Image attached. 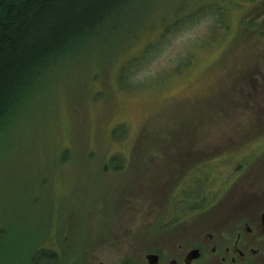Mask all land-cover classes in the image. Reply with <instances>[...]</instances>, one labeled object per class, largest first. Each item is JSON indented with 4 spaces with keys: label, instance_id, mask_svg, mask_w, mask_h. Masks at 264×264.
Returning a JSON list of instances; mask_svg holds the SVG:
<instances>
[{
    "label": "rangeland",
    "instance_id": "rangeland-1",
    "mask_svg": "<svg viewBox=\"0 0 264 264\" xmlns=\"http://www.w3.org/2000/svg\"><path fill=\"white\" fill-rule=\"evenodd\" d=\"M116 30L48 67L3 136L0 264H183L197 243L193 264H229L200 237L264 191V0H142Z\"/></svg>",
    "mask_w": 264,
    "mask_h": 264
},
{
    "label": "trees",
    "instance_id": "trees-1",
    "mask_svg": "<svg viewBox=\"0 0 264 264\" xmlns=\"http://www.w3.org/2000/svg\"><path fill=\"white\" fill-rule=\"evenodd\" d=\"M141 2L0 0V143L21 112L24 96L29 97L44 71L102 44L117 33L121 20ZM179 19H168L161 35H166L168 27L178 24Z\"/></svg>",
    "mask_w": 264,
    "mask_h": 264
},
{
    "label": "flooded vegetation",
    "instance_id": "flooded-vegetation-1",
    "mask_svg": "<svg viewBox=\"0 0 264 264\" xmlns=\"http://www.w3.org/2000/svg\"><path fill=\"white\" fill-rule=\"evenodd\" d=\"M233 169L235 173L242 171L240 163H234ZM241 170V171H240ZM248 193V192H247ZM248 196H243L239 206L242 207L233 214L234 219L230 220L225 228L226 231H220L219 234L207 233V236H201L200 240L218 241L224 244V250H232L233 254L229 256H221L220 260L226 261L229 264H256L259 259L264 260V191L261 197H257L255 191L250 192ZM255 193V194H254ZM254 195L255 200L251 197ZM254 201V202H252ZM246 204V206H245ZM194 247L187 249L182 254L183 264H193L194 260L200 257L201 245L195 244ZM192 249H197L198 256L189 258L188 254ZM215 249V246L212 247ZM158 255L159 264V253ZM170 264H176L174 259H170Z\"/></svg>",
    "mask_w": 264,
    "mask_h": 264
},
{
    "label": "clouds",
    "instance_id": "clouds-1",
    "mask_svg": "<svg viewBox=\"0 0 264 264\" xmlns=\"http://www.w3.org/2000/svg\"><path fill=\"white\" fill-rule=\"evenodd\" d=\"M212 21L210 17L201 19L198 22H193L191 25L186 26L179 33L174 34L170 39L172 41V47H175L178 43L187 44L190 41L195 40L198 36H203ZM160 66H163L162 64Z\"/></svg>",
    "mask_w": 264,
    "mask_h": 264
},
{
    "label": "water",
    "instance_id": "water-1",
    "mask_svg": "<svg viewBox=\"0 0 264 264\" xmlns=\"http://www.w3.org/2000/svg\"><path fill=\"white\" fill-rule=\"evenodd\" d=\"M198 256V251L197 249H192L189 254L188 257L189 258H195ZM146 259H147V263L148 264H157L158 261V255L156 253H148L146 255ZM123 264H128L127 262L123 263Z\"/></svg>",
    "mask_w": 264,
    "mask_h": 264
}]
</instances>
